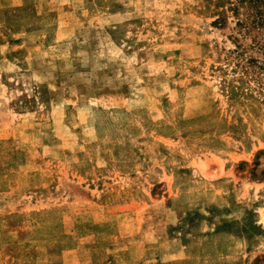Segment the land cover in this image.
<instances>
[{
  "label": "rangeland",
  "instance_id": "374dc122",
  "mask_svg": "<svg viewBox=\"0 0 264 264\" xmlns=\"http://www.w3.org/2000/svg\"><path fill=\"white\" fill-rule=\"evenodd\" d=\"M0 264H264V0H0Z\"/></svg>",
  "mask_w": 264,
  "mask_h": 264
}]
</instances>
